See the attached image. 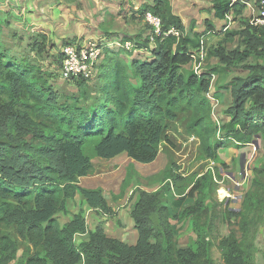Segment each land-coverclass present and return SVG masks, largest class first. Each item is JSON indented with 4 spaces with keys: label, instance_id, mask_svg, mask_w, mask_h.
<instances>
[{
    "label": "trees",
    "instance_id": "obj_1",
    "mask_svg": "<svg viewBox=\"0 0 264 264\" xmlns=\"http://www.w3.org/2000/svg\"><path fill=\"white\" fill-rule=\"evenodd\" d=\"M211 3L213 17L219 20L230 13L241 15L243 9L228 0ZM147 12L161 20L160 34L153 42L149 36H125L121 42H132L133 49L146 50L150 58L128 59L127 65L118 56L107 58L99 66L103 74L94 85L92 100L87 80L77 79L71 82L81 89L80 94L67 98L69 103L61 102L47 74L31 62L10 56L0 43V264L15 260L20 247L23 264H215L211 257L213 207L202 196L209 187L205 178L171 204L182 209L181 216L191 220L195 233L184 248L175 241L161 191L137 193L129 212L137 232L134 245L107 237L100 224L88 232L84 218V205L102 215H114L100 189L79 182L92 173V159L110 160L125 153L135 163H153L168 141L170 123L181 113L190 117L188 128L198 131L209 158L218 160L216 151L225 146L226 140L210 142L215 129L210 130V102L204 94L211 78L183 68L200 51L203 35L192 32L194 22L187 34L167 0H154L141 7L139 15ZM239 23L240 46L229 53L220 46L208 52L226 66L243 64L241 69L248 72L228 86L229 122L221 127L224 137L237 147L252 144L257 135L264 140V65L244 64L249 58L264 60V26L255 27L244 18ZM1 25L0 20V33ZM204 25L205 33L214 31L209 20ZM170 29L179 36H164ZM32 47L43 52L45 46L34 43ZM252 172L241 208L224 209L227 216L238 219L243 233L240 239L231 233L218 241L224 264H253L243 226L264 216V162ZM195 193L196 200L186 204ZM77 196L78 212L61 225L57 215H67V202ZM202 216H207L205 221ZM77 236H83L82 240L76 242Z\"/></svg>",
    "mask_w": 264,
    "mask_h": 264
},
{
    "label": "rangeland",
    "instance_id": "obj_2",
    "mask_svg": "<svg viewBox=\"0 0 264 264\" xmlns=\"http://www.w3.org/2000/svg\"><path fill=\"white\" fill-rule=\"evenodd\" d=\"M154 0H0L1 33L0 43L8 54L18 61L31 62L48 76V83L61 95V102L70 96H78L81 89L74 82L60 77L61 49L68 45L90 46L96 45L101 53L96 58L94 75L87 80V94L90 100L95 98L94 85L103 73L99 66L107 58L118 56L127 65L128 59H149L146 50L136 51L133 47L127 49L126 43L121 42L125 36L141 39L151 32L144 16L139 10L145 5H152ZM173 7L171 1L167 0ZM247 2L248 5L242 4ZM255 0L238 1L243 6L241 15H234L219 23L210 20L215 30L205 34L201 41L202 47L194 53L193 61L184 66L185 70H192L196 74L207 75L211 78L209 90L205 97L210 102V130L215 129L210 136V142L226 140L225 146L216 151L218 160L214 161L202 147L198 131L188 128L190 117L186 112L181 113L176 121L170 123L167 131L168 141L160 147L156 160L147 165L135 163L128 159L125 153L111 160L92 159V173L79 180L81 186L100 189L104 198L111 199L110 206H119L118 212L108 217L110 222L105 226L106 236L122 240L127 244L135 243L133 227L130 223V209L139 191L153 193L162 192L166 206L169 208V223L173 229L178 247L184 248L195 238L190 219L181 216L182 209L172 207V202L186 195L194 184L202 178L209 184L208 191L202 195L205 204L213 207V230L211 241V257L215 264H224L222 253L218 248V241L231 233L238 239L242 237V229L238 219L229 217L224 209L237 211L241 208L243 198L250 189L254 177L252 168L264 162V140L261 135L253 139L252 144L236 146L233 140H227L221 127L229 122L227 110L232 104L228 86L235 77L245 78L248 72L241 69L243 64L233 67L221 64L216 57H209L208 52L219 46L229 53L240 46L241 30L239 20H250L257 14ZM188 20L183 23L185 32L190 34V23L200 20L195 10L179 7L178 11ZM197 12V11H196ZM191 20V21H190ZM199 31H203L202 22ZM227 40V41H226ZM226 41V42H225ZM44 45V51L33 49V44ZM150 44L149 46H151ZM153 46V45H152ZM243 47H241V50ZM102 50L107 51L108 56ZM131 54V56H127ZM256 62L264 65V60L249 58L245 65ZM212 146V144H211ZM181 196V197H182ZM198 193L191 200H196ZM106 200V199H105ZM109 204V203H108ZM78 206V207H77ZM78 199L69 202L71 210L78 209ZM209 216V215H208ZM210 217V216H209ZM207 216H202L205 221ZM60 224L64 223L62 216L57 217ZM247 228V241L251 244L253 264H264V216L261 220H251L243 228ZM88 231L93 230V222L87 221ZM83 236H77L76 242ZM23 247L17 252L15 260L9 264H23Z\"/></svg>",
    "mask_w": 264,
    "mask_h": 264
},
{
    "label": "built area",
    "instance_id": "obj_3",
    "mask_svg": "<svg viewBox=\"0 0 264 264\" xmlns=\"http://www.w3.org/2000/svg\"><path fill=\"white\" fill-rule=\"evenodd\" d=\"M230 5L238 2V0H228ZM257 15L251 20L250 24L255 27L264 26V0H256ZM146 22L150 27V33L148 34L149 40L153 42V37L159 35L161 32V20L153 14L147 12L144 15ZM172 35L178 37L179 34L173 29L164 33V36ZM127 49L131 48L132 45L129 43L125 44ZM101 53L99 46H75L68 44L63 47L61 51L62 60L60 64L59 74L63 80L72 81L77 79L90 80L94 73L93 67L96 63V58Z\"/></svg>",
    "mask_w": 264,
    "mask_h": 264
},
{
    "label": "crops",
    "instance_id": "obj_4",
    "mask_svg": "<svg viewBox=\"0 0 264 264\" xmlns=\"http://www.w3.org/2000/svg\"><path fill=\"white\" fill-rule=\"evenodd\" d=\"M211 1L212 0H173V1H171V5H172V7H173V11H174V15H176V16H178V17H181V19L183 20V23H184V25H185V22L186 21H188V20H186L185 19V17H184V15H181L178 11H179V7H181L182 9L183 8H187V5L188 6H190L193 10H195V13L199 16V17H201L200 18V20H198L197 22H196V29H198V26H199V24L202 22V24H203V27H204V30L203 31H199V32H195V31H198V30H196L195 29V27H194V29H193V33H198V34H202L203 36L205 35V34H207V33H205V25H204V21L206 20V19H208V17L209 18H211V20L212 21H216V22H219V23H223L224 21H225V19L224 20H219V19H215L214 17H213V10H212V3H211ZM239 1H241V0H239ZM252 3V5H254V7H255V4H256V0H255V2L253 1V2H251ZM242 4H244L245 6H247L248 5V3L245 1V2H243L242 1ZM244 10V9H243ZM242 10V11H243ZM257 10V9H256ZM197 11V12H196ZM232 13H230V15H231ZM230 15H228V17L226 18V20L229 18V16ZM257 15V14H256ZM191 21V20H190ZM210 21V20H209ZM192 22V21H191ZM191 22H189L190 24H191ZM211 22V21H210ZM212 23V22H211ZM213 24V23H212ZM214 24H215V22H214ZM213 24V25H214ZM189 29H190V26H189ZM214 30H215V28H214ZM111 160V159H110ZM76 199H78V204H79V202H80V196H77L73 201H76ZM106 199V201H107V204L109 205V207L113 210V212H114V215L115 214H117V212H118V210H119V206H110L111 204H113L112 202H111V199H109L108 198V200H107V198H105ZM69 202H71V201H68L67 202V210H68V214L67 215H65V214H62V213H60V214H58L57 215V217L59 216V215H61L62 216V219L64 220V223L63 224H65V223H68L69 221H71L72 220V217H73V215H75L77 212H78V210H79V208H80V206H79V208L78 209H76L75 207H74V209L73 210H71L70 209V207H69ZM114 205V204H113ZM78 207V206H77ZM83 211H84V218H85V220H86V224H87V221L90 219V221H92L93 222V226L95 227L96 225H98V224H100L101 225V227H102V229H103V231H104V233H105V226L106 225H108V223L110 222V220H108V216H105V215H102L101 213H99L98 211H95V210H93V209H91V208H89L88 206H86V205H84L83 206ZM118 214H120L121 215V212H118ZM113 215V216H114ZM131 219V218H130ZM59 221V220H58ZM60 223V222H59ZM130 223H131V225H132V227H133V235H135V242H136V239H137V232L134 230V223H133V220L131 219L130 220ZM63 224H61V225H63ZM107 237H109V238H111L110 236H107ZM114 239H116V238H114ZM119 240V239H118ZM119 241H121V242H123L122 240H119ZM123 243H125V242H123ZM125 244H127V243H125ZM135 244V243H134ZM134 244H127V245H134Z\"/></svg>",
    "mask_w": 264,
    "mask_h": 264
},
{
    "label": "bare ground",
    "instance_id": "obj_5",
    "mask_svg": "<svg viewBox=\"0 0 264 264\" xmlns=\"http://www.w3.org/2000/svg\"><path fill=\"white\" fill-rule=\"evenodd\" d=\"M88 232H89V231H88ZM44 257H45V256H44ZM44 257H43V258H44Z\"/></svg>",
    "mask_w": 264,
    "mask_h": 264
}]
</instances>
